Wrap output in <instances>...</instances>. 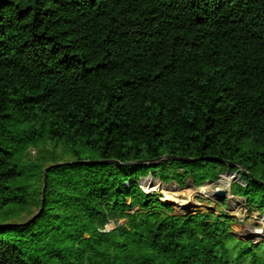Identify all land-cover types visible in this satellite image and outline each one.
I'll return each instance as SVG.
<instances>
[{"label":"trees","instance_id":"trees-1","mask_svg":"<svg viewBox=\"0 0 264 264\" xmlns=\"http://www.w3.org/2000/svg\"><path fill=\"white\" fill-rule=\"evenodd\" d=\"M5 121L48 125L66 149L46 165L0 143V264H264V238L230 215L178 213L139 183L257 163L264 0H0Z\"/></svg>","mask_w":264,"mask_h":264},{"label":"rangeland","instance_id":"rangeland-1","mask_svg":"<svg viewBox=\"0 0 264 264\" xmlns=\"http://www.w3.org/2000/svg\"><path fill=\"white\" fill-rule=\"evenodd\" d=\"M25 128H29V131L21 132ZM51 140L48 133V125L35 124L34 121L30 123L21 121L0 122V143L9 149H13L18 158H23L26 155L24 157L25 162L33 163L34 161L41 162L43 160L47 165L53 161L49 157L60 154L66 149L64 145L56 144ZM85 149L90 148L86 147ZM245 149H252L253 151L250 150L247 154L256 157L255 159L257 160V163L252 168L248 165H253V158L245 163V166L250 169L248 175L244 174L242 176L241 173L245 171V168L239 164H236L238 168L233 169V171L227 166L226 170L219 175L213 170L212 166H207L196 168L195 178L199 184L197 186L194 183V178L190 176L185 177L184 183L180 185L175 180L165 183L161 181L159 176L153 177L150 173L142 177L139 183L146 192H157L161 195L163 201L172 202L175 211L178 213L196 212L210 208L217 213L223 212L230 215L232 221L231 229L237 235L245 239L258 241L264 238V211H260L258 208H254L251 211L248 210L245 198L235 195L233 189L234 187L239 189L242 186L244 190L246 189L245 193L250 198L259 202L264 200V191L261 187L252 183V181L258 182L264 186V164L259 161V156L257 155V151L264 148L262 146H252ZM87 156L92 157L90 159L95 158L91 153L83 155V157ZM66 158L71 157L67 155ZM187 169L191 171L190 174L193 173L189 166H187ZM167 173V170H162L160 175L165 177ZM176 177L180 181L182 176L177 175ZM216 177L218 178L214 179ZM247 183L249 189L246 188ZM217 189H226V195L223 198L218 196L216 194ZM166 194H169L170 197L166 198ZM221 199H225V204H219ZM37 211L38 208L33 207L32 214ZM27 216L30 217V215ZM113 226L114 222H111L108 228L111 229Z\"/></svg>","mask_w":264,"mask_h":264},{"label":"water","instance_id":"water-1","mask_svg":"<svg viewBox=\"0 0 264 264\" xmlns=\"http://www.w3.org/2000/svg\"><path fill=\"white\" fill-rule=\"evenodd\" d=\"M169 158H172V159H177V160H187V161H195L196 159H191L189 157H181V156H167ZM92 162H95V163H104V162H118L117 160H93ZM46 172H47V168L44 169V181L46 182ZM229 172V171H228ZM46 185V183H45ZM226 192L227 190L226 189H217L216 191V194L220 197H224L226 195ZM44 193H45V186H44ZM44 199H45V194L43 196V203H44ZM43 209V206L41 207V209L36 212L35 214L32 215V217L30 219H28L27 223L28 222H31L33 220L36 219V217L39 215V213L41 212V210Z\"/></svg>","mask_w":264,"mask_h":264},{"label":"bare ground","instance_id":"bare-ground-1","mask_svg":"<svg viewBox=\"0 0 264 264\" xmlns=\"http://www.w3.org/2000/svg\"><path fill=\"white\" fill-rule=\"evenodd\" d=\"M155 188V187H154ZM151 189V188H150ZM149 190V189H148ZM167 195V197L166 198H169L170 197V195L169 194H166Z\"/></svg>","mask_w":264,"mask_h":264}]
</instances>
